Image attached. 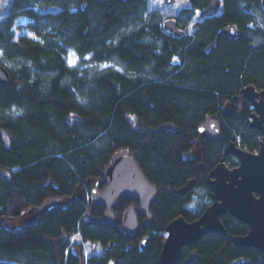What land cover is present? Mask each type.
Returning a JSON list of instances; mask_svg holds the SVG:
<instances>
[{
    "label": "trees",
    "instance_id": "trees-1",
    "mask_svg": "<svg viewBox=\"0 0 264 264\" xmlns=\"http://www.w3.org/2000/svg\"><path fill=\"white\" fill-rule=\"evenodd\" d=\"M147 2L10 0L0 20V64L11 77L10 85L0 83V264H162L166 224L199 217L211 201V168L222 156L237 164L225 146L259 148L261 132L249 125L253 107L241 89L264 88L261 0H219L214 8L189 0L176 18L180 28L196 11L199 19L194 33L179 36L160 26ZM20 15L40 40L15 38ZM228 24L239 29L236 38L220 33ZM70 50L77 66L67 63ZM112 60L124 70L83 67ZM209 115L219 119L220 140L198 132ZM124 150L158 188L152 220L138 215L132 235L121 223L136 200L120 197L115 222L104 224L105 208L89 198L94 180L104 187V169ZM61 198V206L44 209ZM29 208L33 221L3 222ZM221 221L224 235H203L195 245L199 261L188 262L191 247L182 246L176 264H228L238 256L264 264V252L234 244L248 225L229 213Z\"/></svg>",
    "mask_w": 264,
    "mask_h": 264
},
{
    "label": "water",
    "instance_id": "water-1",
    "mask_svg": "<svg viewBox=\"0 0 264 264\" xmlns=\"http://www.w3.org/2000/svg\"><path fill=\"white\" fill-rule=\"evenodd\" d=\"M219 4V0H210V8ZM264 8V0H261ZM162 26L168 32L179 36L184 31L179 26L176 17L163 20ZM223 36L236 38L239 29L234 24H228L220 30ZM264 56V47L262 48ZM0 83L11 84L10 72L0 64ZM244 97L252 104L249 125L261 132L258 153L241 148L235 141L225 146L226 154H233L237 164L229 168L222 156L207 175V182L211 188V202L202 210L199 217L188 221L183 215L175 217L166 224L165 240L161 246L160 258L162 264H176L179 261L182 246L192 249L188 252V262L199 261L198 250L195 245L207 234H225V227L221 215L229 213L234 218L248 225L244 234L236 235L234 244L238 246H252L264 252V88L258 90L254 86L241 89ZM198 132L201 136L220 140L219 119L209 115L199 124ZM104 187L100 188V180H94L90 186L89 198L92 205L105 208L102 223L115 222L114 208L120 197H130L136 200L137 207L129 203L122 215L121 229L130 235L138 231V215L146 217L145 223L152 220L151 204L158 197L157 185L152 183L137 163L134 155L128 150L115 152L103 171ZM69 199L72 200V197ZM65 200L50 199L44 204V209L61 206ZM145 237L141 245L145 244ZM246 258L238 256L228 264H244Z\"/></svg>",
    "mask_w": 264,
    "mask_h": 264
},
{
    "label": "rangeland",
    "instance_id": "rangeland-1",
    "mask_svg": "<svg viewBox=\"0 0 264 264\" xmlns=\"http://www.w3.org/2000/svg\"><path fill=\"white\" fill-rule=\"evenodd\" d=\"M9 2L10 0H0V20L3 18V16L7 12V9L9 8L8 6ZM188 3H189V0H148L147 9L148 11L152 10V11H157L159 13L160 26L162 27V23L164 19L169 18V17L177 18L178 13L181 10V8L188 5ZM198 14H199V11H196L194 17L192 18V21L183 26V31L185 30L188 34L194 33L195 21L199 19ZM30 22H31L30 18L25 15H20L14 21L11 28H13L15 38L21 37V35H26L30 38L40 40V37H38L33 31H31L27 27V25ZM0 54H1V50H0ZM66 58H67V63L70 66H77L79 64V57L72 50L68 52ZM4 63L5 65L9 67L8 63L6 62ZM83 67L86 69H89L90 71H95L98 69V67H112L117 70H120V69L124 70V66H122V64L118 62L117 60H112L109 62L101 63L98 66H96L93 62L87 61V63L84 64ZM197 198L198 196L196 195L193 202H195ZM34 214H35V211L29 208L28 210H25V212L18 217H12V216L4 217L3 222L5 223L6 226L17 227L20 224L29 223L30 221H33L35 219ZM84 247L86 248V251H89V249L92 248V244L89 242H85Z\"/></svg>",
    "mask_w": 264,
    "mask_h": 264
},
{
    "label": "built area",
    "instance_id": "built-area-1",
    "mask_svg": "<svg viewBox=\"0 0 264 264\" xmlns=\"http://www.w3.org/2000/svg\"><path fill=\"white\" fill-rule=\"evenodd\" d=\"M236 143V142H235ZM236 145L237 146H239V147H241V148H245V149H247L246 147H242L240 144H238V143H236ZM247 150H249V149H247ZM249 151H251V150H249ZM258 151H259V148H255L254 150H252L251 152L254 154V153H258ZM229 168H231L232 166H230V164L229 163H225Z\"/></svg>",
    "mask_w": 264,
    "mask_h": 264
},
{
    "label": "flooded vegetation",
    "instance_id": "flooded-vegetation-1",
    "mask_svg": "<svg viewBox=\"0 0 264 264\" xmlns=\"http://www.w3.org/2000/svg\"><path fill=\"white\" fill-rule=\"evenodd\" d=\"M189 247V246H188ZM192 249V248H191Z\"/></svg>",
    "mask_w": 264,
    "mask_h": 264
}]
</instances>
